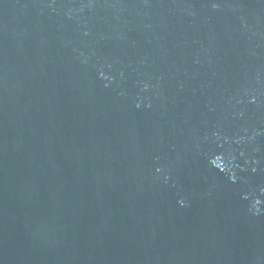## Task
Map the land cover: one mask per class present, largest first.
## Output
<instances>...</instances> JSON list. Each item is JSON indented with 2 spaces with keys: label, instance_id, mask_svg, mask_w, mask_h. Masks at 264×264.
<instances>
[{
  "label": "water",
  "instance_id": "obj_1",
  "mask_svg": "<svg viewBox=\"0 0 264 264\" xmlns=\"http://www.w3.org/2000/svg\"><path fill=\"white\" fill-rule=\"evenodd\" d=\"M0 264H264V0H0Z\"/></svg>",
  "mask_w": 264,
  "mask_h": 264
}]
</instances>
